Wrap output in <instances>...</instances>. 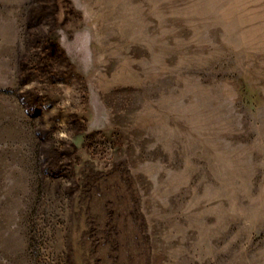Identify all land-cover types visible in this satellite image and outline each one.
Returning <instances> with one entry per match:
<instances>
[{
    "label": "rangeland",
    "instance_id": "374dc122",
    "mask_svg": "<svg viewBox=\"0 0 264 264\" xmlns=\"http://www.w3.org/2000/svg\"><path fill=\"white\" fill-rule=\"evenodd\" d=\"M0 264H264V0H0Z\"/></svg>",
    "mask_w": 264,
    "mask_h": 264
}]
</instances>
